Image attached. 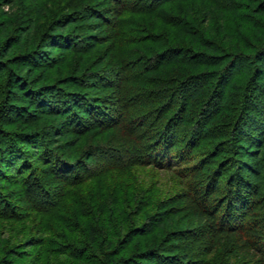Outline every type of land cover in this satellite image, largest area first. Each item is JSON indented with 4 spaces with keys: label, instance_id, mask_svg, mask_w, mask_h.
<instances>
[{
    "label": "trees",
    "instance_id": "1",
    "mask_svg": "<svg viewBox=\"0 0 264 264\" xmlns=\"http://www.w3.org/2000/svg\"><path fill=\"white\" fill-rule=\"evenodd\" d=\"M95 1L91 5L96 8L91 9V5L82 6L78 0H56V3L36 0L35 11H30L32 17L26 18L28 25L15 38V46L9 45L0 56V76L3 73L4 79L0 85V118L9 122L7 124H24L23 130L16 131L0 126V163L7 167V172L19 174L13 182L22 185L24 194L19 198L27 202L25 212H18L10 201H5L4 197L0 199V216L6 223L14 224L16 230L12 244L7 241L2 246L0 241V264H20L10 256L20 254L14 248L26 247L36 248L34 264H264V117L253 120L256 126L238 128V120L245 113L259 110L264 114L260 108L253 107L251 97L253 92L256 96L260 91L264 109V87H250L251 84L256 86L257 76L264 75V24L252 19L258 33L247 48L252 51L238 55L232 50L237 46L236 39L246 37L228 30L233 22L231 14L236 15V10L244 6L239 1L199 0L200 5L209 6L211 16L217 15L222 22L216 30L211 28L204 32L199 27L193 29L190 24L188 17L192 9H187L181 17L168 14L169 8L175 9L189 0ZM61 2L64 3L62 8L59 7ZM250 2L257 3L254 14L264 18V0ZM5 4L12 13L17 0H6ZM109 14L115 18L108 19ZM63 15L69 19L61 25L59 17ZM76 16L88 26H94L92 34L100 32L102 36L83 40V44L76 43L74 38L53 43L52 38H56L53 36L64 34ZM236 16L244 17L242 13ZM131 19L133 24L141 28L146 24L155 32L147 34L148 45H137L129 27ZM18 23L22 21L16 25ZM12 26L13 18L9 16L0 24L3 30L0 36ZM173 28L178 29L181 36L190 38L186 42L198 45L206 53L172 43L176 40ZM16 47H19L17 51ZM52 49L67 52L59 69L55 61L51 62L46 56ZM162 51L177 52V57L167 55L168 58L162 60L164 55H159ZM146 53L156 54L157 59L149 60ZM108 60L113 66L107 72H112L111 79L103 69ZM3 61L14 67L3 66ZM158 61L162 63H155ZM67 64L72 65L70 69H66ZM171 64L172 68L167 69ZM141 65L150 76L145 77L141 69L138 70ZM45 66H49L51 72L61 71L58 78L52 73L45 79L44 75L33 76L36 69ZM204 70V74L199 73ZM167 83L177 85V93L172 95L171 89H165ZM188 86L192 90L189 91ZM48 88L57 90L43 91ZM9 89L17 90L19 95ZM187 95L186 102L179 100ZM225 97L229 102L220 103ZM18 100L29 104V108L35 107L37 113L23 112L21 107L14 105ZM115 100L120 101L119 107L114 105ZM203 101L202 112H195L192 105H200ZM175 102L180 103V107L171 110L169 106ZM6 104L10 112L6 111ZM188 106L191 108L184 117H189L191 123H187L184 136L179 138L178 128L185 123L180 116ZM17 113L20 115L12 121L10 117ZM59 119L64 120L63 123L49 134L50 128H44ZM111 128L124 134L125 146L113 145L111 149L107 143L92 141L93 137L107 134ZM5 134L10 137L4 139ZM60 144L66 146L64 153L69 152L71 158L78 155L80 159L65 161L64 153L57 150ZM27 146L35 148L36 153L28 151ZM196 148L201 149L202 155L195 156ZM105 153L110 158L101 159V165L88 163L96 155ZM145 157L157 165L176 166L174 171L185 172L182 174L187 175L186 186L192 191V210L183 205H170L155 215L152 227L139 231L138 226L131 225L128 217L122 214L121 206L130 207L128 202L133 200L128 190L123 202L119 200V204L113 205L112 212L97 207L100 215H106L107 229L103 230H107V234L101 230L102 223L95 224L89 220V213L83 211L87 219L81 227L90 232L87 239L95 244L96 252H87L88 248L80 245L60 247L58 241L67 246L61 236H54L55 240L32 237L48 232L58 235L52 232L46 217L65 220L69 216L61 215L62 211H69L67 215L73 213L62 205L63 200L73 196L71 186H81L112 169L141 164ZM3 170L1 166L0 175ZM36 171L51 178L54 184L61 182L67 187L59 189L58 197H50L44 187L49 182L37 173L32 174ZM7 176L12 175H2V178ZM6 185L0 180V188ZM138 191H143V186ZM132 204L136 210L141 201ZM173 222L176 228L162 230ZM125 225L128 227L124 229ZM75 226L67 223L65 227L76 232ZM154 233L157 239L149 237Z\"/></svg>",
    "mask_w": 264,
    "mask_h": 264
},
{
    "label": "rangeland",
    "instance_id": "2",
    "mask_svg": "<svg viewBox=\"0 0 264 264\" xmlns=\"http://www.w3.org/2000/svg\"><path fill=\"white\" fill-rule=\"evenodd\" d=\"M78 1L80 2V4L82 6L83 5L86 6L88 4L91 5L92 3H94L95 0H78ZM236 1H239L240 3H242L244 5L243 8H240L237 10L235 8L236 15H238L239 13H242L244 15V17L238 18L236 15H233L234 13L231 14L232 15L231 19L233 20V22L230 25L231 29L228 30V32H230V33L235 32L236 34H238L241 37H243L242 35H244V37H246V39H238V40L236 39L237 46L232 49L234 52H236V54L239 55L240 53H243V52L250 53L252 51L250 49L248 50L247 48H249L251 46L250 42H254V40H252V38L255 37L256 34H258V33H256V26H253L254 23L251 22L252 19L253 20L255 19V21L262 22L264 24V18H262L260 15L254 14V12H253V8H255L257 3H252V2H250V0H236ZM5 2H6V0H0V24L2 22L5 23L7 21V18L10 16V19L13 18V26L8 28L7 33H5L3 36H0V56L5 51V49L7 47H9V45L10 46L13 45L12 47L15 46V40H16L15 38H17L19 36V32L21 30H23L24 28L27 27L29 20H27L26 18L28 16L32 17L33 13H31L30 11H32V12L35 11L34 6L36 4V0H17L16 8L13 10L12 13H10L11 9L7 6V4H5ZM200 2L201 1H199V0H198V2L193 1V0H189V1H185V2L183 1V2H181V4H179L180 7L177 6L175 9L173 7L169 8L168 14L170 16H174V17H181V16H183V13L185 14V11L187 9H192L193 13H189L190 16L188 15L189 16L188 20L190 19L189 22L193 26V29H194V27H196V28L199 27L200 29L203 30V32L205 30H208L211 28H214V30H216V28L218 26H220V24L222 22L219 20V17L217 15L211 16L212 10H210L208 5H206V6L200 5ZM54 3H56V0H54ZM63 4L64 3L61 2L59 7L62 8ZM196 4H198V6H195ZM247 5H250V7H246ZM90 7H91V9L96 8V6H92V5ZM160 11H162V10H160ZM179 12H182V13H179ZM6 13H8V14H6ZM135 15L137 17H141V15H139V14H135ZM144 16H146V15H144ZM67 18L68 17H66L64 15L59 17V21L61 22V25L67 22ZM114 18H115L114 15H112V14L108 15V19L112 20ZM73 19H74L73 21L69 22V26L66 28L64 34H59V36L58 35L53 36V37H56V38H52L53 43H57L60 41L61 42L67 41V40L73 39V38L75 40L77 39L76 43H78V42L82 43L83 40L87 41V40L94 38L95 36H100V37L102 36L100 32H95V34H92V33H94V30H95L94 26H88L87 24H85V20H82V18H77V16H76ZM19 21H22V23H18V25H16L17 22H19ZM7 25H8V22H7ZM38 26H42V25H38ZM129 27H131V30L134 33L133 36L135 37V39L137 41V45H141V43L146 44L148 41L147 34L155 33L149 29L150 27L147 28L146 24L142 28L139 27L137 24H133L132 19H131V23H130ZM1 31H3V30L0 28V34H1ZM172 32H173L175 39H176L172 43H175L178 46L192 47L193 50L196 52H199V51L203 52L204 51L203 53H206V50L198 47V45H193V44L191 45V43L189 44L188 42H186L185 40L189 41L190 38H185L184 36H181L178 33V29L173 28ZM92 35H94V36H92ZM224 35L226 36V34H224ZM224 35H222V38L225 37ZM241 37H239V38H241ZM49 39H50V37H49ZM183 39H184V41H183ZM49 42H50V40H49ZM146 45H148V44H146ZM83 46H85V45H83ZM18 48L19 47L15 48L16 51ZM164 51H162V53L159 54L160 56L164 55V56H161L162 60L166 59L163 57H167V55H170V57H177V54H176L177 52H173V53L170 52L169 54H167L168 52H164ZM66 54H67V52L65 50L61 51L60 49H52L46 53V56L49 58V60L51 62L55 61L57 69H59L63 64V57ZM12 55H13V53H12ZM148 55L149 54H147V53L145 54V56L148 57L149 60L157 57L156 54H153V55L151 54L149 56ZM186 55H189V54H185V56ZM160 56H158V57H160ZM74 57L76 58V56H74ZM161 57H160V59H161ZM112 63H113V61H112ZM155 63L161 64L162 61L161 62L158 61ZM7 64L9 65V68L14 67V65L9 64L8 61H3L2 65L5 66ZM172 64L173 65L175 64L174 66H176V63H172ZM172 64L170 66H168L167 69L172 68ZM69 65H70V67L72 66L71 64H67L66 69H70ZM103 67H104L103 68L104 73H105V75L108 76V79L113 78V76H111L112 72H110L109 74L107 73L108 70H112L111 68H113V66L109 60L103 65ZM233 68H231L232 71H235V68L234 69ZM138 70H140L143 75L145 74V77H146V75H149V76L151 75V73L146 74V72H144V70L142 69V65H141V68H139ZM57 71L51 72L49 66L48 67L45 66L42 68L40 67L39 69H36L34 71L33 76L43 77V75H44V79H45V77H49L48 74L52 73L53 76L58 78L57 75H59L61 71H58V72ZM203 72H206V71L204 70V71L199 72V73H203ZM172 74L174 76H176V73L173 72ZM194 74H196V73H194ZM205 75H206V73H205ZM157 76H159V75H157ZM160 76H163L162 72H161ZM2 78H3V73L0 76V85L4 81V79H2ZM49 79L52 80L53 78L52 79L49 78ZM255 84H256V86L255 85L253 86L251 84L250 87H252V89H255L257 87L263 89V87H264V75L257 76ZM3 88H4V86H3ZM164 88L168 89V90L171 89L172 90L171 94L173 95V94L177 93L176 89L178 87H177V85L173 86L171 83H169V85L167 83L164 85ZM147 89H149V88H147ZM187 89L190 91V90H192V87L188 86ZM56 90L57 89L48 88V90L44 89L43 91L50 93V91L56 92ZM59 90L61 91V89H59ZM8 91H10L11 93H14L15 95H17V94L19 95V93H17V90H15V89H9ZM259 93H260V91L256 94V96H254L255 93L253 92V94L251 96L254 99L252 105L257 110H258V108H260V110L264 111V109L262 107V103H261L263 101V97H261L262 95L261 94L259 95ZM175 97L178 99L177 95H175ZM186 97H188V95L185 97L184 96L179 97V100L182 99V101L186 102L187 101L185 99ZM223 100H225L224 103H226V104L229 102L228 98L225 97V99L223 98L220 100V103H222ZM1 103H2V95L0 97V104ZM113 103L117 107H119L121 105L120 101L116 102V100H115V101H113ZM180 103H182V102H180ZM180 103L178 104V102H175V103H173V105L171 107L169 106V108H171V110H176V109H178V107H180L179 106ZM14 105H18V107H21L23 109L22 110L23 112L28 111L31 113L33 111L32 113H37V111L35 112V109H36L35 107L29 108V104L25 105L24 103H22L19 100H18V103L14 104ZM114 105H111V107H113ZM203 105H204V101L200 105L194 106V104H193L192 106H193L195 112L197 110H199V112H202ZM218 105H220V104H218ZM6 107H8V108H6V111L10 112V108H9V106H7V104H6ZM108 107H110V104ZM188 107L185 111L182 110V114L180 116L181 117L180 120L182 119V122H185V123L181 124L178 128V137L179 138L184 136V130L188 128L187 123H189V125L191 123L189 121V117H188V119H186L184 117L186 111H189L191 108V107H189V108ZM6 111L3 112L4 115H6ZM19 115L20 114L17 113L16 115H12L10 118L12 121H15L14 117L19 116ZM262 115H264V114L259 112V110L257 112H254V113H252V112L245 113V115H243V117L241 116L242 118H240L238 120V121H240V125L238 124L239 125L238 128L240 129V127H241V129H247L248 127L256 126L257 122L253 121V120L257 119V121H259V118L264 117ZM171 119L172 118H169L170 122H171ZM63 121L64 120L59 119L58 122H52L47 127H45L44 129L50 128L49 134L53 133V130L57 129L58 126H60V124L63 123ZM7 123H9V122H7V121L4 122L0 118V126L1 127L9 128V129L15 130V131L17 129H21V130L24 129V124H22V123H20V124L17 123L18 125L17 124H14V125L13 124H7ZM201 125L203 127V125H205V124L202 123ZM172 126H173V124H172ZM42 127H44V126L42 125ZM176 128H177V126H176ZM203 129H205V126ZM5 135H6V138H4V139H7L8 137H10L7 134H5ZM3 137H5V136H3ZM123 137H124V134H122L119 129L111 128L107 132V134H102V135L99 134L98 136L93 137L92 141L95 140L97 142L107 143L110 146L108 148L113 149L114 146H120L121 144H124L122 142V141H124ZM10 141H11V139H10ZM124 146H125V144H124ZM243 146H245L244 143H243ZM65 147H66L65 145L60 144V146H59V148H57V150L59 152H61V154H62L65 151ZM26 149H29L28 151L36 153L35 148H28V146H27ZM202 153L203 152L201 151V149L196 148L194 150V154L196 157L199 155H202ZM68 154H69V152L62 154L65 161H68L69 159H74L75 161L76 160L78 161L80 159V156H78V155H75V157L71 158V156ZM101 155L102 156L96 155L94 158L88 160V163L92 166L93 165H97V166L101 165V163H102L101 159L109 157L107 155V153L101 154ZM241 155H243V154L241 153ZM152 159H154V158H152ZM65 161H63V162H65ZM141 161H142L141 164L137 163V164H134L133 166H131L129 168L126 167V169H112L110 172H108V174L101 175L100 177L95 178V179L90 180V181L87 180L81 186H76V187L71 186L70 191H72L73 196H71L70 198L67 197V199L63 200V202H62V205H64L66 208H68V210L73 211V213H69V215H67L68 214L67 212H69V211H66V212L62 211L61 215L65 214L66 216H69L68 218L65 219L67 221L63 220L60 217L56 218V217L50 216V215L46 217L47 221L52 226V232L58 233V235H55V234L52 235L51 233L48 232V233L44 234V236H42V235L38 236L36 234L32 237H35V238H37V237L49 238L50 237V239L55 240V238H53L54 236H61V238H62L61 240L64 241L63 244H66L67 246H62L60 241L57 240L58 241L57 245H59L60 247L67 248L68 246H79L80 245V247H84V246L87 247L88 248L87 252H92V251L96 252L95 244L89 242L87 239L90 232L89 231L86 232V230H83L81 227L83 221L85 219H87V218H85L83 211L85 210V212L89 213V220H93V222H95V224L96 223H102L101 225H103V226H100V227H102L101 230L103 231V233L107 234V232H106L107 230L105 232L103 230V228L107 229V224L105 221L106 215L105 216L100 215L98 213L97 207L101 206L103 208V210H106L105 212H112L111 210H112L113 205L119 204V200H121V202H123V197L125 196V192L128 190L133 195V200L128 202V204L130 203V207H126L125 205L121 206L123 209L122 214H124L128 217L129 221H131V225H137L138 226L137 230H139V231L142 229H146L148 227H152L154 225L153 219L155 218V215L159 211H163L164 209H167L170 205H183V206H186L189 211L194 208V203H193L192 199L190 198L192 191L189 190L186 186L187 175L182 174V173H185L183 170L176 172L173 169V168H177L176 166L173 168L172 167L167 168L166 165H162V166H160V164L157 165V164L153 163L152 160L148 157L143 158ZM31 163H34V162H31ZM1 166H2V169L4 168V170L2 172L3 176L4 175H12V176H7L6 178H2V175H0L1 182L2 183L6 182V184L8 185V186L6 185V186H3L0 188V192H1L0 199H3V197H4L5 201L6 200L10 201V204L14 205V207H16V211L25 212V207L27 205V202H23V201H21V198H19L20 196H23V194H24L22 191V185H19L20 183L17 184L16 182H13L14 178L15 179L19 178V174H17L16 172H10V171L7 172V167L5 165H3V163H0V167ZM211 167L213 168L215 166L213 165ZM11 168L12 167H10V169ZM35 173H37L36 175L42 176L43 180L45 179L46 182H49L48 185H46L44 187L48 191L49 196L52 198L58 197L60 195L59 189H65V187H67L66 184H62L61 182H57V184H54L56 182H53L51 180V178L44 176L43 174H41L37 171L33 172L32 174H35ZM181 174H182V176H181ZM10 177L12 179H10ZM198 180H200V179H197V181ZM130 181H132V182H130ZM130 184L132 185L131 188H129ZM142 186H143V191H141ZM139 189L141 191L140 193L138 191ZM144 189H145V193H144ZM134 192H135V194H133ZM3 194H5V195H3ZM23 200H25V199H23ZM136 200L141 201V204L137 205L138 206L136 209L137 211L134 210V207L132 204ZM67 223H69V224L74 223L76 225L74 227V229H76V232L71 230L70 228L69 229L66 228L65 226ZM188 223H190V222H188ZM4 225H6V227ZM127 225H130V224L128 223ZM127 225H125L124 229L126 227H128ZM114 226H115V224H114ZM13 227H15L14 224L6 223L5 220H3V218L0 216V241H2V246H4L7 241H9L10 244L13 243L12 240L16 234V230H14ZM176 227H177L176 222H173L169 225H165L162 230L166 231L168 229H172V228H176ZM115 228H117V227L115 226ZM129 229H130V227H129ZM85 236H86V239H85ZM149 237H151V238L155 237L157 239V236L155 235V233L150 235ZM149 237H148V239H151ZM14 243H15V239H14ZM138 245H139V243H138ZM17 247H19V246H17ZM13 248H14V246H13ZM14 249H17V252L20 253L21 255L20 254L18 256L12 255V256H10V259H15V261L16 262L18 261L20 264H34L37 261L36 257H35L36 248L26 247V248H14ZM63 257H65V256H63ZM61 259H66V261H68L67 258H61ZM89 264H92V263H89Z\"/></svg>",
    "mask_w": 264,
    "mask_h": 264
}]
</instances>
